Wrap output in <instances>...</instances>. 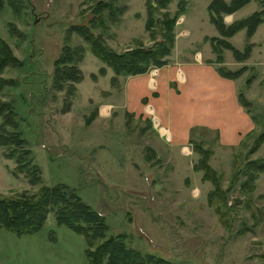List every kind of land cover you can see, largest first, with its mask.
Returning <instances> with one entry per match:
<instances>
[{"label": "rangeland", "instance_id": "374dc122", "mask_svg": "<svg viewBox=\"0 0 264 264\" xmlns=\"http://www.w3.org/2000/svg\"><path fill=\"white\" fill-rule=\"evenodd\" d=\"M93 2L23 0V8L16 11L3 0L0 6V38L16 58L0 70V101L13 105L17 129L41 167L42 182L63 181L75 188L85 202L105 216L109 233L125 232L126 244L142 252L184 264H264V198L257 197L264 193V172L250 195L239 188L245 178L241 173L245 162L264 157L262 143L249 152L261 127L244 137L243 144L221 150L213 141L214 134L206 132L213 141L204 144L212 148L207 162L220 187L218 196L208 202L207 192L213 183L201 177L202 171L193 170L199 156L193 149L185 156H175L155 139L147 121L127 113H109L103 104L100 112L97 110L107 95L102 89L105 74L98 72L104 63L71 29L77 23L91 25L88 19L93 14ZM114 2L126 7L118 21L107 20L92 31L118 52L137 42L152 45L154 41L144 27L146 0ZM178 2L172 0L168 9L176 10ZM189 2L185 0L187 8L177 19V30L197 22L192 9L199 6V0ZM255 7L250 1L244 10ZM65 43L84 46L83 57L77 61L82 80L72 82L73 92L66 83L62 88L53 84V62ZM91 72L100 76L98 81ZM6 126L11 130L12 126ZM214 150L219 153L214 154ZM112 159L118 161V167L110 164ZM7 162V174L0 169V193L33 192L37 185L22 174L15 175L14 164ZM237 169L241 172L235 174ZM36 234L38 244H23V239H16L19 234L0 227V264L86 261L84 236L57 223L52 211Z\"/></svg>", "mask_w": 264, "mask_h": 264}, {"label": "trees", "instance_id": "16d2710c", "mask_svg": "<svg viewBox=\"0 0 264 264\" xmlns=\"http://www.w3.org/2000/svg\"><path fill=\"white\" fill-rule=\"evenodd\" d=\"M114 1L94 0L91 5L93 14L88 19L91 25L77 23L73 24L71 29H75L84 38L91 52L104 63L98 68L100 75L106 74L107 67L111 68L109 85L114 90H119L123 77L144 73L152 66H161L168 62V56L175 40L174 27L178 17L183 15L186 10V3L185 0H179L177 9L171 12L168 5L172 0H146L144 27L154 43L143 46V43L137 42L134 47L118 52L110 48L104 40L102 41L101 35L94 33L91 29L97 25H104L107 20L118 21L126 7L124 5L123 7L115 6ZM249 1L209 0L206 7L208 18L218 30V35L207 36L215 53V61H223V49L225 48L230 49L237 60H243L249 55L253 45L249 38L264 20V0H257L261 6L259 9L236 18L230 23H226L224 20L225 14L239 9ZM6 2L16 11L23 8V0H6ZM2 3L3 0H0V6ZM240 29L245 30L246 37L241 49L232 45L227 39ZM69 35L70 32H68L66 40L69 39ZM83 52L82 44L71 46L69 43H65L62 46V53L53 62V84L55 86L62 88L66 83L69 85L68 90L74 91L75 85H72V82L82 80V71L77 65V61L82 59ZM15 60L16 58L12 55L7 44L0 38V70L6 63ZM217 69L223 76L235 77L243 70V67L231 70L220 65ZM90 75L93 79L98 78L95 72H91ZM2 81L3 79L0 78V87L3 84ZM238 99L251 113L257 127H261L249 149V152H252L264 141V113L254 112L252 103L244 97L241 91L238 93ZM15 114L11 103L0 101V117H3L0 122L2 155L14 162L13 173L15 175H24L28 182L37 185V188L33 192L23 190L16 195L0 193V227L16 234L32 233L42 227L48 212L52 211L57 223L65 224L84 236L86 241L84 264H103L104 262L106 264H184L152 252H142L136 247L127 245L125 232L109 233L105 216L85 202L76 189L66 182L43 183L41 167L34 161L27 139L17 129L18 124L13 118ZM6 125L12 126L11 130H7ZM251 134L252 132H248L245 137H249ZM191 140L193 150L199 155L193 162V170L202 171L201 177L213 183V188L207 192L208 202H211L213 196H218L220 189L215 179V171L207 162L212 154V148L204 146L206 141L203 139ZM243 143L242 139L239 145ZM244 167V172L237 169L235 174L239 171L245 175L239 188L240 191L250 195L256 187V179L259 174L264 172V157L248 159ZM257 197L264 198V193L258 194ZM251 199L253 201L252 196ZM218 215L223 216L222 214Z\"/></svg>", "mask_w": 264, "mask_h": 264}, {"label": "crops", "instance_id": "0c3cea01", "mask_svg": "<svg viewBox=\"0 0 264 264\" xmlns=\"http://www.w3.org/2000/svg\"><path fill=\"white\" fill-rule=\"evenodd\" d=\"M250 1L256 7L244 10ZM250 1L225 14V22L230 23L261 8L257 0ZM208 2L209 0H199V6L195 5L192 9L197 14L195 25L185 24L178 30L175 25L174 45L167 63L152 66L144 73L123 77L119 90H114L109 85L112 74L109 67L106 68V76H103L106 77V84L102 89L107 95L100 100L97 110L100 112V104H103L104 108L108 107L109 113H127L147 121L154 131L155 139L175 156L191 153V139H203L208 144L211 139L206 132L214 134L212 140L221 150L222 147L238 145L248 132L255 130L257 125L251 113L238 99L240 91L252 103L254 112H264V26L260 31L264 20L249 38L253 45L245 59L237 60L232 51L225 48L223 61L217 62L207 39V36L218 35V30L208 18ZM188 3L190 5L189 0ZM245 38V30L240 29L227 39L241 49ZM220 65L231 70L243 67V70L235 77H226L218 72ZM99 77L93 80L98 81ZM263 145L264 142L262 147ZM184 147L188 149V153L184 152ZM218 153L214 150V154ZM0 160V169L7 174L6 163L12 160L2 153ZM116 161L112 159L110 164L118 167L119 163ZM12 163L14 164L13 161ZM260 177L261 174L257 179ZM36 233L37 231L19 234L16 239H23V244H38ZM8 238L10 239L9 236Z\"/></svg>", "mask_w": 264, "mask_h": 264}]
</instances>
